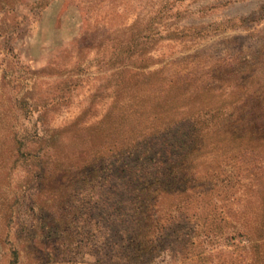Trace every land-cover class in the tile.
I'll return each instance as SVG.
<instances>
[{
	"label": "rangeland",
	"instance_id": "rangeland-1",
	"mask_svg": "<svg viewBox=\"0 0 264 264\" xmlns=\"http://www.w3.org/2000/svg\"><path fill=\"white\" fill-rule=\"evenodd\" d=\"M181 76L224 110L247 92L264 104V0H0V264H119L108 244L150 170L116 153L203 104ZM214 139L194 161L211 192L188 221L160 199L149 264H264L234 228L264 218V144Z\"/></svg>",
	"mask_w": 264,
	"mask_h": 264
},
{
	"label": "trees",
	"instance_id": "trees-1",
	"mask_svg": "<svg viewBox=\"0 0 264 264\" xmlns=\"http://www.w3.org/2000/svg\"><path fill=\"white\" fill-rule=\"evenodd\" d=\"M181 78L178 81L172 80V86L181 85V89H184L182 98L195 100L196 103V99H202L204 106L201 104L199 107H191L186 113L173 106L166 109L162 123L117 150L119 151L116 153L117 157H124L126 154L133 156L139 152L137 161L148 160L147 170H150L137 177V180L148 182H145L148 185L136 194L141 198L138 201L141 203L136 206L129 205L125 209V213L131 214L132 217L126 222L116 224L114 232L116 239L108 244L109 247L116 249V254L120 258L119 264H149L150 260H153L151 258L156 250L157 230L161 222L157 215L160 209L158 202L164 195L181 200L176 206L183 208L180 209L182 211L180 215L188 221L189 207L186 210V206L191 204L192 198L206 196L211 192V189L207 188L208 182L201 183L202 177L194 163L204 141L212 143L214 138L221 136L222 139L229 137L240 140L246 145L251 142L256 145L264 144V104L256 93H244L235 100L234 106L225 107L224 110V106L221 105L223 100L218 95L210 94L211 89L197 85L196 89L189 90L188 88L195 84L191 81L194 78L185 76ZM182 113L185 115L181 116ZM161 118L159 115L158 120ZM174 131L175 134H170ZM169 136L175 138L173 143H170ZM115 166L106 169L108 170L104 176L106 185H113ZM123 191L126 189L121 192ZM122 197L125 195L122 194L120 198ZM207 215L211 216L212 213ZM234 228L246 233L249 245L241 248L246 250L247 254L251 251L263 262L264 218L244 220L238 225L235 224ZM18 261L19 255L15 251L12 264ZM52 263L56 264V261Z\"/></svg>",
	"mask_w": 264,
	"mask_h": 264
}]
</instances>
